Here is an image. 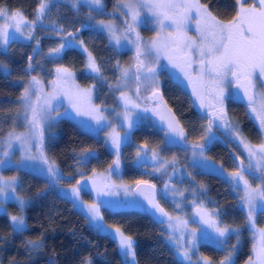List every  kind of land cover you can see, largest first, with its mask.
Returning a JSON list of instances; mask_svg holds the SVG:
<instances>
[{"label": "snow or ice", "instance_id": "snow-or-ice-1", "mask_svg": "<svg viewBox=\"0 0 264 264\" xmlns=\"http://www.w3.org/2000/svg\"><path fill=\"white\" fill-rule=\"evenodd\" d=\"M78 3L80 0H72L73 7ZM84 3L102 11V0H84ZM118 4L125 10L122 12L125 16L123 29L118 32L116 26L110 22L100 21L99 25L108 32L110 39L117 45L120 44L121 39H125L135 47L132 65L122 67L118 61L116 63L120 73L116 88L124 89L130 81L136 85V100L125 91L120 92L119 99L123 103L124 111L116 115L122 116L121 127H126L128 130L134 127L136 121L133 115L137 110L151 113L164 126L165 146H174L183 142L187 149L191 150L193 166L212 171L216 169L205 161V149L208 144L219 139L213 135L214 128L223 129L231 140L238 141L247 153L248 164L245 167L244 161L240 160L236 170L230 172L226 180L234 190H242L239 199L242 201V207L246 209L244 226L251 231L254 239L252 255L245 264H264V227H257L256 224L258 205L264 210V93L258 94L255 91L256 81L259 79L264 82V0H258L259 7L255 3L248 4L247 0H236L238 10L227 21L218 19L210 10L208 3H202L201 0H118ZM51 5L52 0H39L33 21H28L20 9L11 11L0 6V46L7 47L10 40L16 39V34L25 36V29L29 30L27 38L33 39L37 23L44 19ZM144 12L152 17L151 22L157 26L155 37L147 41L142 40L137 31L141 23L147 22L141 20ZM192 25L195 26V37L188 34ZM53 30L56 31V35L63 36L64 39L58 47L49 49V55L59 56L66 48L76 46L75 32H65L63 27L56 30L55 24ZM133 36L134 39H131ZM36 44H40L38 39ZM79 44L87 53L86 67L89 74H95L94 79L103 80L101 65L97 63L92 53L83 47V41ZM161 59L166 60L167 64L162 65ZM28 61V70H34L33 57L29 56ZM165 68L175 70L172 74L176 75L177 79L182 76L183 80L187 81L192 95L199 102V107L206 110L207 124L202 126L203 134L199 138L202 143H188L185 129L164 101L160 91L159 75L161 69ZM48 83L50 88L46 91L43 81L33 75L23 86L19 96V108L22 112L13 118V124L19 118L26 131L17 133L12 130L6 134V137L0 138V147L4 149L0 152V168L14 167L10 150L13 144H19L21 148L19 166L35 167L39 164L40 170L53 182L52 186H55V183L63 177L55 162L50 161L45 154V125L55 126L62 118H73L72 113H74L75 117L87 118L80 120L79 123L88 131H98L99 127L111 128L108 135L117 158L109 165V176L102 177L94 172L91 177L84 179L81 175L70 190L74 206L80 203L81 210L90 223L97 230H103L101 203L96 201L90 204L82 203L80 195L82 191H94L99 198L102 195H114L120 188L126 194L133 192L129 187L115 185L110 179L111 172L119 170L120 146L124 137L119 135L116 127L105 115L106 109L93 102L95 85L81 88L75 83L73 72L63 66L55 68V78ZM229 87L242 90L243 98L247 100V107L259 122L262 139L258 145L247 141L242 136L239 125L229 117L225 106ZM142 89L149 94L142 97ZM233 99H241L239 92L233 95ZM63 100H67L71 112L65 108L61 115ZM137 100L141 103H137ZM53 113L56 115L54 116ZM89 121L99 127H93ZM33 140L36 141L35 145L32 144ZM34 146L35 154L32 153ZM149 152L156 165L154 169L156 172L166 174L170 165L173 172L176 171L175 159L171 162L162 160L159 152L155 149L149 150L147 144L138 147L136 152L138 160L141 159V154L147 157ZM81 156L87 160L93 158L94 154L86 149ZM25 161L34 163L26 165ZM220 170L223 171L222 165ZM249 176L259 181L255 187L250 182ZM89 180L91 189L88 186ZM17 183V177H5L0 173V212L4 215H7V211L3 208V198H12L9 193H16ZM135 183V193L144 197L154 210V215L159 214L158 222L167 225L168 240L175 245L180 256L191 261L190 252L196 247L197 231L193 230L185 235L183 230L187 227L188 221L174 218L160 206L156 199L157 190L154 184L147 180H137ZM169 191H172L173 195L183 196L182 192L171 189L170 184L165 183L163 190L165 197ZM196 192L197 190L193 188L192 195L195 196ZM15 200L23 213L26 201L19 195L15 196ZM192 203L196 209L194 214L199 217V223L212 230L211 233L204 231L202 238L226 252L217 264H234L233 256L240 241L241 228L223 224L219 220L218 210L209 212L202 202L193 200ZM176 206L180 207L179 204ZM10 220L14 231L25 230L26 223L22 214L11 215ZM108 227L112 229V238L118 241V247L126 264H135L136 251L133 238L126 235L120 227L111 225ZM177 232L180 233L179 236L176 235ZM233 236L237 243L229 248L228 241ZM29 244L33 248L40 246L35 241H30ZM128 258H131L130 262ZM198 264H213V261L209 257H202Z\"/></svg>", "mask_w": 264, "mask_h": 264}, {"label": "trees", "instance_id": "trees-1", "mask_svg": "<svg viewBox=\"0 0 264 264\" xmlns=\"http://www.w3.org/2000/svg\"><path fill=\"white\" fill-rule=\"evenodd\" d=\"M103 1L104 9L100 12L90 10L81 3L73 7L72 0L53 1L33 39L25 40L16 36L7 47L0 49V138L9 131L25 128L19 118L13 124V118L22 112L19 108L22 83L34 75L46 84L58 66L71 69L80 85H95V104L103 106L108 117L114 121L115 114L123 109L119 97L121 90L124 91L116 88L120 75L116 63L118 61L122 67H128L134 60L131 52L116 49L110 44L107 34L93 26L98 19L111 18L123 24L125 16L115 10L117 0ZM201 2L208 3L213 14L224 21L231 19L238 10L236 0ZM247 3L252 4L251 0H247ZM38 4L39 0H0V6L11 11L22 10L29 21L35 20ZM53 24L56 30L63 27L65 32H75L76 41H83L84 46L101 65L103 80L94 79L95 74L86 71V55L77 47L66 48L56 57L47 55L49 49L58 47L64 39L63 36L56 35ZM37 39L40 41L39 45L36 44ZM29 56L33 57L32 71L28 70ZM160 63L165 65V60L161 59ZM159 83L164 101L176 114L188 135V143H202L199 138L207 119L193 104L190 93L170 77L167 68L161 69ZM125 92L134 100L135 95L130 89L126 88ZM226 109L247 141L254 145L261 143L262 134L245 105L228 99ZM158 126L153 118H148L129 130L127 141L120 149L122 180L126 183L148 180L158 188L167 181V174L154 172L152 167L143 171V167L138 166L136 152L141 145L147 144L165 159L178 160V166L185 165L186 170V175L178 176L174 181V186L183 191L181 208L189 211L190 203L196 200L212 211L218 210L219 220L223 224L243 227V237L234 260V264H243L251 255L253 236L244 226L246 212L240 206L238 193L220 175L189 165L185 157L190 149L186 145L165 146L164 131ZM215 136L219 139L205 149L212 162L220 167L222 165L225 171H235L240 160L247 166L245 151L238 141L231 140L220 131ZM86 149L94 153L93 158H81V153ZM44 151L50 161H54L64 174L70 176L61 180V185L74 184L81 175L88 176L105 170L113 161V155L103 137L83 131L69 119H61L55 126L48 127ZM1 173L5 177L18 178L17 193L29 202L24 208L26 228L23 232L14 231L10 220V215L21 213L17 203L7 202V215L0 213V264H126L112 235L92 226L71 201L59 194L57 184L52 186L53 182L48 178L19 168H7ZM248 178L254 187L259 183L251 176ZM193 188L197 190L195 196L192 195ZM82 197L91 203L95 199L86 191L82 192ZM101 214L105 229H111L109 225L120 227L126 235L133 238L135 264H182L166 241L161 225L156 224L145 211L111 210L101 205ZM257 223L264 225V213L257 215ZM30 241H35L40 246L33 248ZM235 241L233 236L229 240L230 246ZM199 252L215 263L226 255L221 248L207 243L199 245Z\"/></svg>", "mask_w": 264, "mask_h": 264}, {"label": "rangeland", "instance_id": "rangeland-1", "mask_svg": "<svg viewBox=\"0 0 264 264\" xmlns=\"http://www.w3.org/2000/svg\"><path fill=\"white\" fill-rule=\"evenodd\" d=\"M53 1H57V0H52ZM58 1H64V0H58ZM252 4L255 3L257 7H259V4H258V0H251ZM80 3L83 4L84 6H86L87 8H89L90 10H95V11H98L96 8H94L93 6L89 5V4H86L84 3V0H80ZM104 9V1L102 0V10ZM115 10L116 11H120V12H123L125 11L123 8H122V5L118 4V0L115 4ZM100 12V11H98ZM141 20L142 21H147L146 23H141L138 28H137V31L139 32L140 34V37L142 38V40L144 41H147V40H150L152 38L155 37L156 35V31H157V26L155 25V23L151 22L152 21V17L147 13V12H144L142 13V16H141ZM29 21V20H28ZM100 21H104L106 23H112L116 26L118 32L120 30L123 29V24H121L119 21L115 20L114 18H111V19H98L96 20L94 23H93V26L98 29V30H101L103 31L104 33L107 34L108 38H109V42L112 46H114L116 49L118 50H126V51H129L131 52L132 56L134 57L135 55V47L132 43L129 42V40H125V39H121V42L119 45H117L115 43L114 40H111L110 37H109V34L108 32L105 30V29H102L99 25V22ZM42 24V21L41 22H38L37 25H36V28H35V32L33 33V35L35 36L37 34V28ZM29 30L28 29H25V36H20L19 34H16V36L22 38V39H25V40H28L27 38V32ZM166 34V33H165ZM190 36H193L195 37L196 36V32H195V26L192 25L189 29V33H188ZM131 39H134V36L131 37ZM75 44L77 48L81 49L83 51V48L80 47V44H79V41H75ZM83 47L84 44H83ZM5 47L4 46H0V49H4ZM84 52V51H83ZM85 53V52H84ZM62 54V53H61ZM48 56H52V57H56V55H49V52L47 53ZM60 55V54H59ZM86 55V59H87V53H85ZM167 64V63H166ZM165 64V65H166ZM87 65V64H86ZM127 67V66H125ZM66 68V67H65ZM69 69V68H68ZM70 71H72L71 69H69ZM86 71H88L87 67H86ZM175 70H171L170 68H167V72L168 74L170 75V77L176 81L177 83H179L181 86H183L184 88L186 89H189V91H191L192 93V90H191V87L187 85V81H184L182 79V76L177 79L176 78V75H173L172 73L174 72ZM73 72V71H72ZM74 74V79H75V83L77 85H79L81 88H87V87H90V86H82L78 83L77 79H76V76H75V73L73 72ZM55 78V70H54V73H53V77L51 78L54 79ZM28 82V80H26L25 82L22 83V85H26ZM44 84V83H43ZM44 87H45V90L47 91L49 88H50V85L49 83H46L44 84ZM135 83L134 82H129L126 86L127 89H130V92L132 91L133 92V96L135 95ZM126 88H124V91L126 90ZM255 91L258 93V94H261V93H264V82L260 81L259 79L256 81V89ZM149 93L147 91H145L144 89L141 90V96H146L148 95ZM231 96H232V91H231V87H229L227 89V99L225 101V106H227V102H228V99H231ZM134 100H136V96H134ZM93 102L95 103L94 101V94H93ZM137 103H140V101H136ZM194 104H195V107L199 110V111H203V114L205 116V112L206 110L205 109H201L199 107V102L194 101ZM65 108H68V104H67V100H63V107L60 108V113L61 115L64 113L65 111ZM247 110H248V113L250 114L251 118L254 120V122L256 123V125L258 126L259 128V122L255 119V116L253 113H251L250 109L247 107ZM68 111L71 112V109L68 108ZM124 111V108L119 110L117 113H122ZM53 115L55 116L56 113H53ZM105 115H107V113L105 112ZM72 116L73 118H62V119H69V120H72L73 122H75L83 131L87 132V133H90V134H93V135H96V136H99V137H103L105 142L107 143V146L111 152V154L113 155V160L116 159V152H115V149H113L112 145H111V140L109 138V135L108 133L111 131V128H104V127H99V126H96L94 125V123L92 121H89L90 124H93V127H99V130L98 131H88L87 129L83 128L79 121L80 120H84V119H87V118H84V117H75L74 113H72ZM108 116V115H107ZM206 117V116H205ZM114 121H112L110 118L109 120L111 121V124L113 126L116 127L117 129V132L119 133V135L121 137H124V140L123 142L121 143V146H120V149L122 147V145L127 141V138H128V132L129 130L126 128V127H121V122H122V116H117L115 114V117H114ZM148 118H153L152 115L150 113H144L140 110H137L135 112V114L133 115V119L136 121L135 126L137 125H140L142 124V122H145L146 120H148ZM207 119V118H206ZM61 120V119H60ZM158 125L159 123L157 121H155ZM48 125L46 124L45 125V137L48 135ZM160 127V125L158 126ZM103 130H105L104 134L103 133ZM260 130V128H259ZM17 133H21V132H25L26 129L24 128L23 130H15ZM218 131L222 132L225 134L224 130L223 129H217V128H214L213 130V135H216L218 133ZM261 132V130H260ZM127 133V135H126ZM262 134V133H261ZM6 137V135L4 136ZM3 138V137H2ZM236 141V140H235ZM32 144L35 145L36 144V141L33 140L32 141ZM149 148V147H148ZM153 148H149V150H151ZM4 149L3 147H0V152H2ZM11 151V162L12 164L14 165V167L12 168H19V169H24V170H27V171H30L32 173H35V174H38L40 176H43V177H46L48 178L40 169H41V166L39 164H36L35 167H26V166H19L20 165V160H21V148L19 146V144H13V147L12 149L10 150ZM32 153L35 154L36 153V149H35V146L32 148ZM94 154V153H93ZM245 156H246V159H247V163H248V158H247V153L245 152ZM161 157V156H160ZM81 158H83L81 156ZM119 159H120V156H119ZM162 160H165V161H169L171 162L173 159H165L163 157H161ZM187 163L191 166H193V157H192V153H191V150H189V152L187 153V156L185 157ZM205 161L207 163H209L210 165H213L215 167V171H212V170H209V169H202V168H199V167H196L198 170H203V171H208V172H212V173H216L218 175H220L221 177H223L225 180H226V177L228 176V174L232 171H225L223 169V171H221V167L212 162L211 159L206 155V152H205ZM34 162H31V161H25V164L26 165H31L33 164ZM56 164V163H55ZM137 164L140 168L143 167V171H146V168H149V167H152V171L156 172L154 169L156 167V165L154 164V162L152 161L151 159V155H150V152H149V155L147 157H144L143 154H141V159L140 160H137ZM179 163H178V160H176V165H175V168H176V171L173 172L172 170V167L171 165L168 167L167 169V181L165 183H169L170 186H171V189L175 190V191H178V192H182L183 191L179 188H176L174 186V181H175V178H177L178 176L181 177L182 175H186V170H185V165L184 166H178ZM15 166H18V167H15ZM56 166L58 167V170H59V173L61 174V176L63 177L61 180H64V179H68L70 176L64 174L61 169L59 168V166L56 164ZM195 167V166H193ZM122 161L120 159V167H119V170L116 171H112L111 172V182L114 183L115 185L119 186V185H123V186H126V187H129L131 189H133L134 185L136 183H126L125 181L122 180L121 178V172H122ZM4 169H7V168H0V173L4 170ZM94 173V172H93ZM93 173L89 174L88 176H83L84 179H88L89 177H91L93 175ZM96 174H98L99 176H102V177H107L109 176V167L105 170H101V171H96L95 172ZM157 173H160V172H157ZM169 177H171V180H169ZM49 179V178H48ZM80 179V178H79ZM61 180H59L58 182H56L55 184L58 185V191H59V194L61 196H63L64 198L68 199L69 201L72 202V204L74 205V201L73 199L71 198L70 196V190H71V187L74 184H71V185H61L60 182ZM17 181H18V178H17ZM148 181V180H147ZM150 182V181H149ZM164 183V184H165ZM164 184L163 186H161L160 188H158V199L159 201H161V204L166 208V210L168 211V213L173 216L174 218H179L181 220H187L188 221V225L187 227L183 230L185 235H187L188 233L192 232L193 230H196L197 231V239H196V247L191 249V256H192V259L191 261H188V260H185L182 256L179 255V253L176 251V247L175 245L170 242L168 240V234H169V229L167 228V225L166 224H162L161 225V228L164 232V236H165V239L166 241L169 243V245L171 246L172 250L174 251L175 255L177 256V258L179 259V261L182 263V264H198V261L201 260L202 256L201 253L199 252V245L203 244V243H207V244H211L213 246H216L218 247L217 245H215L214 243H211V242H208L206 240H204L202 238V234L204 231H207L209 233H211V229L208 228L206 225H203L201 223H199V217L195 216V207L193 206V203H190V210L189 211H185L183 210L181 207H182V196L181 195H173V192L172 191H169L167 193V196L165 197L164 194H163V190H164ZM19 186V181L17 183V187ZM89 189H91V181L89 180ZM231 186V185H230ZM254 187V186H253ZM231 188L233 189V187L231 186ZM234 190V189H233ZM236 193H238L239 197L240 195L242 194V190L240 189H237V190H234ZM83 192V191H82ZM82 192H81V195H80V201L82 203H85V204H90L91 202H88V201H85L82 197ZM87 192H90L92 194V197L95 198L94 201L96 202H100L101 205H105L107 206L109 209L111 210H143L145 211V207H144V204L133 194V192L131 193H125L123 191L122 188L118 189L117 193L114 194V195H102L100 196L99 198L96 197V194L94 191H87ZM16 195H19L17 193V189H16V193L13 194V193H9V196L12 197L11 199L9 198H3L4 199V205H3V208L5 209V204L7 202H16L15 200V196ZM21 196V195H19ZM25 201H26V205L27 203L29 202L28 199L26 198H23ZM240 200V199H239ZM164 203V204H163ZM18 204V203H17ZM179 204L180 207H177L176 205ZM204 204V203H203ZM19 205V204H18ZM25 205V207H26ZM205 208L209 211V212H212V210L207 207L205 204H204ZM240 206L242 207V201H240ZM24 207V208H25ZM75 208H77L79 211H81L83 214H84V211L81 210V204L80 203H77ZM243 208V207H242ZM244 209V208H243ZM181 211V212H179ZM244 211L246 212V209H244ZM262 212L264 213V210H262L260 208V206L258 205V208H257V214H256V224H257V227H264L263 226H260L258 225L257 223V215ZM1 213V212H0ZM23 215L24 216V209H23V213H20L18 215ZM85 215V214H84ZM11 216V215H10ZM86 216V215H85ZM88 219V218H87ZM89 221V219H88ZM90 222V221H89ZM92 226L93 224L90 223ZM241 228V234L243 232V227H240ZM103 230L106 231V232H109L110 234L112 233V229H105L103 227ZM179 232L176 233L177 236H179ZM242 237L240 235V244H241V240H242ZM236 240V239H235ZM117 244H118V241L116 240ZM237 241L234 242V244H236ZM254 243V239L252 241V245ZM240 244L237 245V251L235 253V255L233 256V260H235V257H236V254L240 248ZM228 247L230 248V242L228 241ZM220 248V247H219ZM121 251V250H120ZM251 255H252V246H251ZM250 255V256H251ZM125 259V258H124ZM131 261V258H128V262ZM247 261V260H246ZM245 261V262H246ZM245 262L243 264H245ZM213 264H217L215 262H213Z\"/></svg>", "mask_w": 264, "mask_h": 264}, {"label": "water", "instance_id": "water-1", "mask_svg": "<svg viewBox=\"0 0 264 264\" xmlns=\"http://www.w3.org/2000/svg\"><path fill=\"white\" fill-rule=\"evenodd\" d=\"M231 91H232V96H231V99H232V101H234V102H239V103H242V104H244V105H246L247 106V100H246V98H243V92H242V90H239V89H236L235 87H231ZM237 92H239V94H240V96H241V99H233V95L235 94V93H237ZM173 112V111H172ZM174 113V112H173ZM174 115H175V117L177 118V116H176V114L174 113ZM157 118V117H156ZM157 120L159 121V119L157 118ZM177 120H178V118H177ZM179 121V120H178ZM159 123H160V125H161V127L163 128L164 126L161 124V122L159 121ZM181 124V123H180ZM182 126V125H181ZM151 183V182H150ZM151 184H153V183H151ZM155 185V184H154ZM156 186V190H157V192H156V199H157V201L159 202V199H158V187H157V185H155ZM135 188H136V184L134 185V187H133V194L144 204V207H145V212L146 213H148L149 215H150V217L153 219V221L156 223V224H159V225H162V223H159L158 222V216H159V214H155L154 215V210L150 207V205L147 203V201L144 199V197L143 196H141V195H139L138 193H135ZM159 204H160V206L166 211V212H168L164 207H163V205L159 202ZM170 215V214H169Z\"/></svg>", "mask_w": 264, "mask_h": 264}, {"label": "flooded vegetation", "instance_id": "flooded-vegetation-1", "mask_svg": "<svg viewBox=\"0 0 264 264\" xmlns=\"http://www.w3.org/2000/svg\"><path fill=\"white\" fill-rule=\"evenodd\" d=\"M167 63V61L165 60V64ZM182 79H183V77H182ZM185 81V80H184ZM186 89V88H185ZM189 93H190V95H191V99H192V101H193V104H194V101H195V97L192 95V93H191V91H189V89H186ZM140 103H141V101H140ZM242 104V103H241ZM195 105V104H194ZM244 105V104H243ZM246 106V105H245ZM246 108H247V106H246ZM200 113L204 116V114H203V111H200ZM151 114V113H150ZM152 115V114H151ZM152 117H153V119H154V121H157L158 123H159V121L157 120V118L155 117V116H153L152 115ZM205 117V116H204ZM206 118V117H205ZM159 125H160V123H159ZM160 128L161 129H163L162 127H161V125H160ZM179 146H181V147H183L184 146V143L183 142H181L180 144H178ZM207 146H209V144L207 145ZM207 146H206V148H207Z\"/></svg>", "mask_w": 264, "mask_h": 264}]
</instances>
